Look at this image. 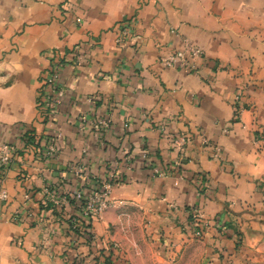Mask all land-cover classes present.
I'll list each match as a JSON object with an SVG mask.
<instances>
[{
	"label": "crops",
	"instance_id": "crops-1",
	"mask_svg": "<svg viewBox=\"0 0 264 264\" xmlns=\"http://www.w3.org/2000/svg\"><path fill=\"white\" fill-rule=\"evenodd\" d=\"M184 39L203 55L166 67ZM0 140V264H264V0H0ZM116 162L114 205L71 231Z\"/></svg>",
	"mask_w": 264,
	"mask_h": 264
},
{
	"label": "built area",
	"instance_id": "built-area-1",
	"mask_svg": "<svg viewBox=\"0 0 264 264\" xmlns=\"http://www.w3.org/2000/svg\"><path fill=\"white\" fill-rule=\"evenodd\" d=\"M122 34L126 35L128 30L124 28ZM203 55V49L192 43L189 39H184L183 45L180 48L174 49L170 53L166 54L161 58L162 63L166 67H191L192 59L199 58ZM58 64L54 63L53 67L48 70L43 77V85L39 91L38 95V108L44 111L45 116H50L56 109L57 103H59L58 93L54 94L53 89H57L60 86V76L58 71ZM85 122L86 119L83 118ZM99 126H106V122L99 120ZM89 124H95L92 120ZM186 137L184 135H178L176 137L175 143L182 146L186 143ZM205 141V140H204ZM56 152V147L53 142H48L45 150L46 155H53ZM13 147L4 141L0 140V166L7 167L12 159ZM213 154L215 157L221 158V150L218 147H214ZM118 168V163L116 162L113 171H111L105 178L94 179L93 184L86 186V188L76 189L72 196L79 207L78 212L71 219L73 221L74 227H80L83 220H87L90 215H99L109 206L114 205L115 201L108 198L113 182L116 175V169ZM155 173H162L160 169L155 168ZM6 193L4 191L0 192V198H4ZM51 200L55 204L63 203L66 200L65 196L58 197L55 194L51 195ZM195 216L202 218V214L198 211L195 212ZM201 220V219H199ZM207 223L205 221H199L197 229L194 231L195 237L202 236Z\"/></svg>",
	"mask_w": 264,
	"mask_h": 264
},
{
	"label": "trees",
	"instance_id": "trees-1",
	"mask_svg": "<svg viewBox=\"0 0 264 264\" xmlns=\"http://www.w3.org/2000/svg\"><path fill=\"white\" fill-rule=\"evenodd\" d=\"M32 138H33L32 135L27 134V136H26V142H29V140L32 139ZM68 197H69V196H68ZM69 200H70L71 202L76 203L75 198H74L73 196L70 197ZM76 205H77V203H76ZM77 209H79L78 205H77ZM94 217H95V215H90V216L88 217L87 220H83V221H82V224H81L80 227H74V226H73V221L71 220V219L73 218V216H71V217L69 218V220H68V226H69L70 230L73 231V232H76V233H78V232H79V233H83V232H85V228L88 227V226H90L91 220H92ZM108 250H109V253H108L107 256L110 257V255H111V247H110ZM107 260H108V259H107ZM107 260H106V262H107Z\"/></svg>",
	"mask_w": 264,
	"mask_h": 264
}]
</instances>
